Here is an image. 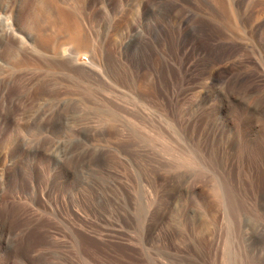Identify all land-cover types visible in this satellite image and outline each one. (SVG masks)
<instances>
[{"label": "rangeland", "instance_id": "1", "mask_svg": "<svg viewBox=\"0 0 264 264\" xmlns=\"http://www.w3.org/2000/svg\"><path fill=\"white\" fill-rule=\"evenodd\" d=\"M0 264H264V0H0Z\"/></svg>", "mask_w": 264, "mask_h": 264}]
</instances>
